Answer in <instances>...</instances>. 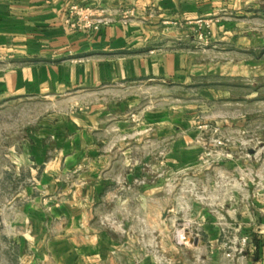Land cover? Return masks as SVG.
<instances>
[{
    "label": "crops",
    "instance_id": "crops-1",
    "mask_svg": "<svg viewBox=\"0 0 264 264\" xmlns=\"http://www.w3.org/2000/svg\"><path fill=\"white\" fill-rule=\"evenodd\" d=\"M72 4L113 22L69 33ZM261 71L264 0H0V103L59 106L0 173V264L139 259L129 229L155 228L174 203L162 165L171 182L197 166L198 112L179 113L171 90L207 103L202 113L221 106V133L235 148L241 131H257L241 121L257 112ZM242 177L240 159L221 161V211L253 236L244 264H264V188L243 190Z\"/></svg>",
    "mask_w": 264,
    "mask_h": 264
},
{
    "label": "rangeland",
    "instance_id": "rangeland-1",
    "mask_svg": "<svg viewBox=\"0 0 264 264\" xmlns=\"http://www.w3.org/2000/svg\"><path fill=\"white\" fill-rule=\"evenodd\" d=\"M256 88L257 112L242 117L241 123L243 127L247 126L252 119L257 131L251 135L248 131H241L235 148L232 147L233 137L221 133V115L217 113L221 106L213 107V113L208 110L202 113L199 111L207 103L194 96L186 97L179 86L177 90H171L172 101L178 105L179 113H184L189 105H194L198 112L195 119L199 129L195 139L199 147L197 166L179 173L171 182L165 173L166 165H162V187L174 190V203L171 208L163 210L161 223L155 228L144 224L140 229H129L130 235L139 238L130 245L129 252L140 255V258L130 263L120 259L118 264H244L252 245L241 250L242 245L235 239L248 233L244 229L235 230L233 225L222 224L226 220L221 211V161L240 159L243 177L239 182L243 190L249 183L258 189L264 188V71L259 72ZM168 94L169 91L162 92L163 102L169 98ZM58 107L55 100L46 98L22 97L0 103L2 175L10 168V156L21 154L30 132L36 130L43 120L50 119ZM105 220L112 230L121 234L128 232L115 218L106 217ZM195 238L199 239L197 244Z\"/></svg>",
    "mask_w": 264,
    "mask_h": 264
},
{
    "label": "built area",
    "instance_id": "built-area-1",
    "mask_svg": "<svg viewBox=\"0 0 264 264\" xmlns=\"http://www.w3.org/2000/svg\"><path fill=\"white\" fill-rule=\"evenodd\" d=\"M102 12L103 10L100 8L93 9L87 6L72 4L68 8L67 14L64 20L65 28L67 32L69 33L78 32V31H98L102 26L108 25L113 22L112 17L105 15ZM206 26L207 24L200 23L199 30ZM202 34L203 32H200L199 34L200 39L205 37V34L204 36ZM215 131H217V129H215ZM221 144L225 145V143L222 141H221ZM228 156L229 155H227V157ZM222 224L224 226H228V223H226L225 221ZM235 240H236V243H239L240 245H242L241 250L246 245L248 246L252 245V248H253V245H254L253 238L250 234L240 235Z\"/></svg>",
    "mask_w": 264,
    "mask_h": 264
},
{
    "label": "water",
    "instance_id": "water-1",
    "mask_svg": "<svg viewBox=\"0 0 264 264\" xmlns=\"http://www.w3.org/2000/svg\"><path fill=\"white\" fill-rule=\"evenodd\" d=\"M199 242V239L195 238L194 243L197 244Z\"/></svg>",
    "mask_w": 264,
    "mask_h": 264
},
{
    "label": "trees",
    "instance_id": "trees-1",
    "mask_svg": "<svg viewBox=\"0 0 264 264\" xmlns=\"http://www.w3.org/2000/svg\"><path fill=\"white\" fill-rule=\"evenodd\" d=\"M253 241H254V239H253Z\"/></svg>",
    "mask_w": 264,
    "mask_h": 264
}]
</instances>
